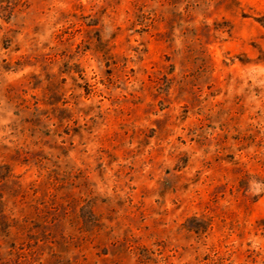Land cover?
Returning a JSON list of instances; mask_svg holds the SVG:
<instances>
[{"label": "rangeland", "instance_id": "rangeland-1", "mask_svg": "<svg viewBox=\"0 0 264 264\" xmlns=\"http://www.w3.org/2000/svg\"><path fill=\"white\" fill-rule=\"evenodd\" d=\"M0 264H264V0H0Z\"/></svg>", "mask_w": 264, "mask_h": 264}]
</instances>
